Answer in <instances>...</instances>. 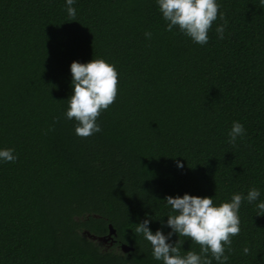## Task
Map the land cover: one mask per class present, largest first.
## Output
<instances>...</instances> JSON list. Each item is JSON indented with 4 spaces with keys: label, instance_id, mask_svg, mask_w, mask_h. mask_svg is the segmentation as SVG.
Wrapping results in <instances>:
<instances>
[{
    "label": "trees",
    "instance_id": "1",
    "mask_svg": "<svg viewBox=\"0 0 264 264\" xmlns=\"http://www.w3.org/2000/svg\"><path fill=\"white\" fill-rule=\"evenodd\" d=\"M217 3L224 38L218 15L200 45L166 30L157 0H75L76 21L67 0H0V150L18 157L0 161V264H163L135 228L167 236L168 196L219 206L252 188L226 264H264V4ZM93 59L115 66L118 93L83 138L65 115L71 64Z\"/></svg>",
    "mask_w": 264,
    "mask_h": 264
},
{
    "label": "clouds",
    "instance_id": "2",
    "mask_svg": "<svg viewBox=\"0 0 264 264\" xmlns=\"http://www.w3.org/2000/svg\"><path fill=\"white\" fill-rule=\"evenodd\" d=\"M75 0H67V12L72 21H76V9L72 7ZM159 10L165 21L168 22L167 31L178 27L180 32L190 37L194 42L205 45L209 41V30L213 22L219 19L224 23L216 28L220 39L224 38L227 20L224 13L219 12L220 5L217 0H157ZM264 4V0H261ZM151 33L145 36L151 38ZM72 85L74 94L69 101L66 112L68 120L75 119L77 126L75 132L79 137H89L100 132L101 126L97 118L101 112L112 105L118 93V72L114 65L108 64L103 59H93L88 63L74 61L71 64ZM57 121L59 118H56ZM245 135L244 126L234 122L229 132V143L235 144L237 137ZM18 159L14 155V149L0 150V161L15 162ZM178 167L183 164L178 162ZM261 193L252 188L245 197L242 194H234L231 202H224L214 206L212 197H199L184 194L183 197L168 196L166 202L171 206L172 212L167 220V226L172 229L166 236L162 230L155 233L150 229V219L138 223L136 234H142L152 246V255L163 264H212L214 258L218 264H226L229 256L226 250L232 252V237L240 234V217L238 215L242 202H256ZM257 216H264V202L256 205ZM173 234L179 237L189 238L200 246V254L187 251L186 255L180 254V246L184 243L179 239L175 244L169 243ZM245 255L250 249H243Z\"/></svg>",
    "mask_w": 264,
    "mask_h": 264
},
{
    "label": "water",
    "instance_id": "3",
    "mask_svg": "<svg viewBox=\"0 0 264 264\" xmlns=\"http://www.w3.org/2000/svg\"><path fill=\"white\" fill-rule=\"evenodd\" d=\"M110 228H111V233H115V229L112 227V225H110Z\"/></svg>",
    "mask_w": 264,
    "mask_h": 264
}]
</instances>
